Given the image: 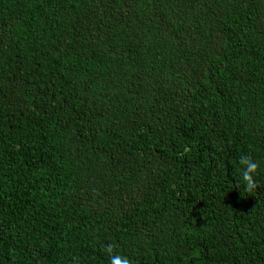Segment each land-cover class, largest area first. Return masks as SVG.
Returning <instances> with one entry per match:
<instances>
[{
    "label": "trees",
    "instance_id": "obj_1",
    "mask_svg": "<svg viewBox=\"0 0 264 264\" xmlns=\"http://www.w3.org/2000/svg\"><path fill=\"white\" fill-rule=\"evenodd\" d=\"M108 245L264 264V0H0V264Z\"/></svg>",
    "mask_w": 264,
    "mask_h": 264
},
{
    "label": "clouds",
    "instance_id": "obj_2",
    "mask_svg": "<svg viewBox=\"0 0 264 264\" xmlns=\"http://www.w3.org/2000/svg\"><path fill=\"white\" fill-rule=\"evenodd\" d=\"M239 164L243 166L241 170V178L245 183L246 191H253L257 185L254 180V174L259 168V164L250 156H241ZM114 245H108L104 251L106 252L110 264H131V260L127 256L120 255L114 251Z\"/></svg>",
    "mask_w": 264,
    "mask_h": 264
}]
</instances>
